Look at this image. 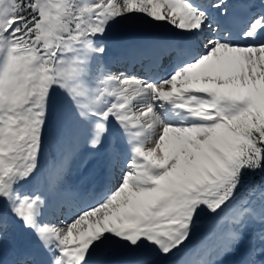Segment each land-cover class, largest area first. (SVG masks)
<instances>
[{"label": "snow or ice", "instance_id": "snow-or-ice-1", "mask_svg": "<svg viewBox=\"0 0 264 264\" xmlns=\"http://www.w3.org/2000/svg\"><path fill=\"white\" fill-rule=\"evenodd\" d=\"M0 264H264V0H0Z\"/></svg>", "mask_w": 264, "mask_h": 264}, {"label": "bare ground", "instance_id": "bare-ground-1", "mask_svg": "<svg viewBox=\"0 0 264 264\" xmlns=\"http://www.w3.org/2000/svg\"><path fill=\"white\" fill-rule=\"evenodd\" d=\"M203 229H201L200 231H202ZM25 241L21 238L20 240H19V243H21V244H23Z\"/></svg>", "mask_w": 264, "mask_h": 264}]
</instances>
